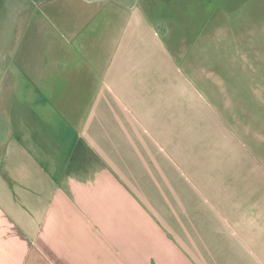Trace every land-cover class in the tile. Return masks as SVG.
<instances>
[{
    "label": "crops",
    "instance_id": "1",
    "mask_svg": "<svg viewBox=\"0 0 264 264\" xmlns=\"http://www.w3.org/2000/svg\"><path fill=\"white\" fill-rule=\"evenodd\" d=\"M100 4L45 3L57 31H41L31 99L0 144V264H264L259 202L246 230L213 208L228 184L205 128L197 141L211 107L139 7ZM70 87L65 114L49 89Z\"/></svg>",
    "mask_w": 264,
    "mask_h": 264
},
{
    "label": "rangeland",
    "instance_id": "2",
    "mask_svg": "<svg viewBox=\"0 0 264 264\" xmlns=\"http://www.w3.org/2000/svg\"><path fill=\"white\" fill-rule=\"evenodd\" d=\"M48 1L0 0V133L7 127L9 134L12 128L10 107L17 111L20 99H31V65L38 67L46 48L39 39L41 31H57L42 15ZM83 1L100 2L101 12L108 2L125 10L139 7L165 53L194 83L200 105L213 113L209 121H196L197 141L205 128L206 139L209 134L212 140L211 162L222 160L216 173L221 171L228 184L226 196L212 200L213 208L227 205L231 227L237 217L246 230L248 209L258 202L264 208V0ZM40 14L31 24V17ZM76 93L75 87L60 94L49 89L50 99L63 112L75 106L71 103ZM197 189L202 191L198 184Z\"/></svg>",
    "mask_w": 264,
    "mask_h": 264
},
{
    "label": "trees",
    "instance_id": "3",
    "mask_svg": "<svg viewBox=\"0 0 264 264\" xmlns=\"http://www.w3.org/2000/svg\"><path fill=\"white\" fill-rule=\"evenodd\" d=\"M8 137V129L5 127L4 131L0 133V144L5 142Z\"/></svg>",
    "mask_w": 264,
    "mask_h": 264
}]
</instances>
